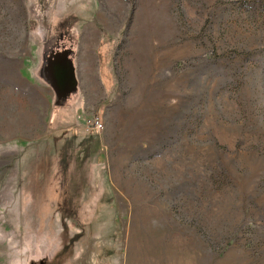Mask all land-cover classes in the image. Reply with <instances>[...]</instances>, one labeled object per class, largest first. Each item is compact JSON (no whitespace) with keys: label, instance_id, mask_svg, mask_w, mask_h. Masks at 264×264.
<instances>
[{"label":"rangeland","instance_id":"rangeland-1","mask_svg":"<svg viewBox=\"0 0 264 264\" xmlns=\"http://www.w3.org/2000/svg\"><path fill=\"white\" fill-rule=\"evenodd\" d=\"M0 264H264V0H0Z\"/></svg>","mask_w":264,"mask_h":264},{"label":"trees","instance_id":"trees-1","mask_svg":"<svg viewBox=\"0 0 264 264\" xmlns=\"http://www.w3.org/2000/svg\"><path fill=\"white\" fill-rule=\"evenodd\" d=\"M102 43V42H101ZM48 130V134L44 136L42 139L38 140V142L33 143L31 146H33L34 150L36 151L37 157H35V165L34 168L30 172L29 176V184L27 186L28 193L30 194V203L33 206H37L38 204V165L41 161H43L44 156L46 152L49 150L48 142H49V135L52 134V131L50 129ZM68 147L65 146V149L63 151V154L56 155L55 160V171L54 175L52 174L51 183L53 181L54 177L65 175L68 168L69 163L72 162L73 156L68 151ZM63 155V156H61ZM61 172V173H59ZM60 174V175H59Z\"/></svg>","mask_w":264,"mask_h":264},{"label":"built area","instance_id":"built-area-1","mask_svg":"<svg viewBox=\"0 0 264 264\" xmlns=\"http://www.w3.org/2000/svg\"><path fill=\"white\" fill-rule=\"evenodd\" d=\"M102 122L98 119L96 120H92L86 123V127L85 130L91 132L93 130V132H99L102 129Z\"/></svg>","mask_w":264,"mask_h":264},{"label":"bare ground","instance_id":"bare-ground-1","mask_svg":"<svg viewBox=\"0 0 264 264\" xmlns=\"http://www.w3.org/2000/svg\"><path fill=\"white\" fill-rule=\"evenodd\" d=\"M57 54H58V53H57ZM54 57H55V56H54ZM62 62H63V61H62ZM50 64H51V62H50ZM50 64H49V65H50ZM64 64H65V63H64ZM67 66H68V65H67ZM70 66H71V65H70ZM59 69H60V68H59ZM72 72H73V71H72ZM59 73H60V72H59ZM69 73H70V72H69ZM64 76H66V75H64ZM72 77H73V76H72ZM58 81H59V80H58ZM58 81H57V82H58ZM65 84H69V82H68L67 79H65L64 81H62V85H65ZM57 86H58V85H57ZM74 87H75V86H74ZM74 87H73V88H74Z\"/></svg>","mask_w":264,"mask_h":264}]
</instances>
